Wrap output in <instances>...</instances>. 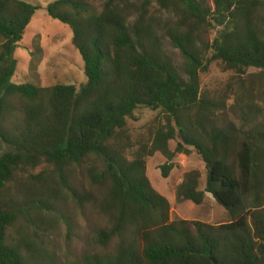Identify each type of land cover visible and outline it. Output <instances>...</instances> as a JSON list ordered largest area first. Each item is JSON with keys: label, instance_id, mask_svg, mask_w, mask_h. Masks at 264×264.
I'll return each mask as SVG.
<instances>
[{"label": "trees", "instance_id": "1", "mask_svg": "<svg viewBox=\"0 0 264 264\" xmlns=\"http://www.w3.org/2000/svg\"><path fill=\"white\" fill-rule=\"evenodd\" d=\"M212 1L213 10L206 0H106L101 13L86 0L53 2L48 16L72 29L84 62L87 84L78 90L12 83L18 69L13 55L38 8L0 0V141L9 147L0 151V264H58L10 239L15 224L29 219L6 191L27 175L45 185L36 202L51 207L58 198L47 179L53 173L74 200L88 201L69 187L67 175L91 157L104 164L91 177L107 185L100 208L109 228L97 242L115 248L75 264H264V122L246 132L221 125L200 76L217 62L241 82L251 69L264 77V0ZM154 3L175 20L150 18ZM208 27L220 28L212 43L204 38ZM165 39L182 55L181 66L163 53ZM9 97L23 102L15 134L2 125ZM139 108L160 111L165 124L130 161L119 148ZM190 148L206 166V189L199 190L200 172L190 171L176 187L177 201L199 206L210 194L229 223L171 222L169 202L151 186L148 158L164 156L160 169L168 178L176 154L189 155Z\"/></svg>", "mask_w": 264, "mask_h": 264}, {"label": "rangeland", "instance_id": "2", "mask_svg": "<svg viewBox=\"0 0 264 264\" xmlns=\"http://www.w3.org/2000/svg\"><path fill=\"white\" fill-rule=\"evenodd\" d=\"M21 1L36 6L38 10L13 55L18 60V69L12 83L31 84L39 89L64 84L76 86L80 90L87 84V78L83 59L73 45L72 29L50 18L47 13L48 6L57 0ZM86 1L95 12L101 13L106 0ZM206 4L214 9L212 0H206ZM149 15L160 23L175 20L173 13L161 10L155 3ZM219 30L218 27H208L205 41L212 43ZM162 43L163 53L176 66H181L184 59L180 52L170 45L168 39ZM209 57L210 52L207 53ZM200 76L203 96L215 105L213 110L221 125L234 126L246 132L255 123L264 122V77L261 72L251 69L245 81L241 82L233 73L223 72L219 63L213 62ZM4 116L3 127L15 134L23 123V102L20 98L6 99ZM164 124L160 111L139 108L134 117L128 120V140L119 149L132 161L139 149L151 145L155 132ZM176 145V142H170L173 151ZM8 149V145L0 141L1 153ZM190 150L189 155L176 154L175 168L168 178L162 176L160 169L167 163L166 158L159 153L148 158L146 175L151 186L169 202L171 222L199 221L213 226L229 223L228 213L210 194H206L203 205L199 206L192 202L177 201L176 187L190 171L200 172L199 190L206 189V166L196 151ZM103 165L102 161L91 157L81 166L69 170L67 184L79 195H86L88 201L74 200L69 190L60 183L59 176L49 174L47 179L55 184V193L58 195L57 199H51V207L36 202L45 186L42 182L29 180L24 174L18 175L6 194L15 197L29 221L24 218L19 220L10 231V239L21 242L25 250L29 247L31 250L44 251L58 264L80 263L86 256L112 253L114 242L108 245L97 242L99 233L109 228V219L100 208L107 185L98 183L91 174L103 172Z\"/></svg>", "mask_w": 264, "mask_h": 264}]
</instances>
